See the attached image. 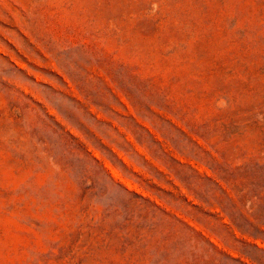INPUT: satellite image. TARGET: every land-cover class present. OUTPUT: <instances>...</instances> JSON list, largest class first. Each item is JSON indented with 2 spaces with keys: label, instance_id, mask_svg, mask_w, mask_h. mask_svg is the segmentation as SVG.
Returning <instances> with one entry per match:
<instances>
[{
  "label": "rangeland",
  "instance_id": "obj_1",
  "mask_svg": "<svg viewBox=\"0 0 264 264\" xmlns=\"http://www.w3.org/2000/svg\"><path fill=\"white\" fill-rule=\"evenodd\" d=\"M0 264H264V0H0Z\"/></svg>",
  "mask_w": 264,
  "mask_h": 264
}]
</instances>
